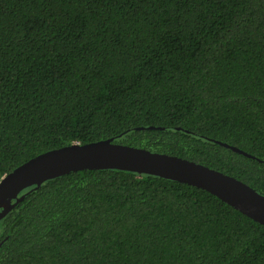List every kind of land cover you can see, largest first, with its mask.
Returning <instances> with one entry per match:
<instances>
[{"label": "trees", "instance_id": "obj_1", "mask_svg": "<svg viewBox=\"0 0 264 264\" xmlns=\"http://www.w3.org/2000/svg\"><path fill=\"white\" fill-rule=\"evenodd\" d=\"M109 139L264 196V0H0V179ZM22 195L0 264H264V226L186 184L83 170Z\"/></svg>", "mask_w": 264, "mask_h": 264}, {"label": "water", "instance_id": "obj_2", "mask_svg": "<svg viewBox=\"0 0 264 264\" xmlns=\"http://www.w3.org/2000/svg\"><path fill=\"white\" fill-rule=\"evenodd\" d=\"M221 145L257 160L239 149ZM106 169L156 176L195 187L264 226V196L244 183L185 159L115 144L110 139L42 153L4 175L0 179V220L24 198L22 193L26 189L72 172Z\"/></svg>", "mask_w": 264, "mask_h": 264}]
</instances>
